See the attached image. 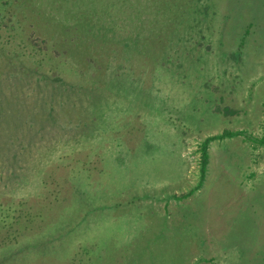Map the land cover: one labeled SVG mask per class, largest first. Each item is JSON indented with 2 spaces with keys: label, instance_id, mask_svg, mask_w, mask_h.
I'll list each match as a JSON object with an SVG mask.
<instances>
[{
  "label": "rangeland",
  "instance_id": "1",
  "mask_svg": "<svg viewBox=\"0 0 264 264\" xmlns=\"http://www.w3.org/2000/svg\"><path fill=\"white\" fill-rule=\"evenodd\" d=\"M264 0H0V264H264ZM191 193L188 197H185Z\"/></svg>",
  "mask_w": 264,
  "mask_h": 264
},
{
  "label": "trees",
  "instance_id": "2",
  "mask_svg": "<svg viewBox=\"0 0 264 264\" xmlns=\"http://www.w3.org/2000/svg\"><path fill=\"white\" fill-rule=\"evenodd\" d=\"M240 135L245 136L247 139H249L251 141H254V142H257V143L264 145V136L262 138H256L244 130L234 131V130L225 129L220 134L207 137L201 145V174H200V182H199L198 187H200L205 180V176H206V172H207V166L209 163V153H208L209 144L213 140L233 138V137L240 136ZM190 194L191 193H188L187 195H185V197H188Z\"/></svg>",
  "mask_w": 264,
  "mask_h": 264
}]
</instances>
